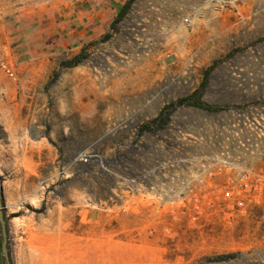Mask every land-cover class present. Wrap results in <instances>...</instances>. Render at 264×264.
Returning a JSON list of instances; mask_svg holds the SVG:
<instances>
[{"label":"rangeland","instance_id":"1","mask_svg":"<svg viewBox=\"0 0 264 264\" xmlns=\"http://www.w3.org/2000/svg\"><path fill=\"white\" fill-rule=\"evenodd\" d=\"M172 2L173 25L154 28L132 19L129 30L123 28L105 43L95 41L88 48L89 58L77 68L62 70L49 88L42 81L50 110L43 118L58 119L59 112L52 115L58 105H71L83 115L69 116V130L61 123L57 138L60 174L52 178L51 169L44 170L39 180L46 193L43 204H25L20 213L8 217V229L11 221L24 220L21 230H9L13 264L64 263L70 258V234L77 237V264H250L264 253V204L244 214L208 213L192 223L177 208L161 205L158 197L138 195L148 208L158 205L162 215L140 235L141 204L129 202L120 208L121 201L114 199L121 191L124 171L120 162L128 147L144 141L160 143L165 136V132L141 135L142 125L155 119L166 104L192 94L215 61L220 63L211 73L204 100L212 105L246 107L219 114L180 108L167 130L182 123L189 112L198 124L206 122L210 131L218 130L219 123L230 128L235 123L239 128L245 115L238 112L249 111L253 120L261 122V131L254 128L259 148L248 162L264 170V143H260L264 142V0L247 5L241 16L217 14L205 7L209 14H193L191 26L183 19L203 9L196 5L188 11L181 0ZM47 4V0H0V87L32 85L19 82V70L31 58V31L47 25L39 10ZM234 49L241 52L230 57ZM59 55L72 57L71 53ZM62 60L54 69L42 70L45 79L53 77ZM3 63L14 71L15 79L5 73ZM37 94L31 92L28 99L35 103ZM256 101L263 103L253 105ZM184 126L191 132L201 128ZM67 132L70 144L62 139ZM91 160L94 168L84 167ZM75 165L80 171L73 174ZM166 171L153 176L158 190L167 186L160 178ZM228 254L237 257L218 260Z\"/></svg>","mask_w":264,"mask_h":264},{"label":"crops","instance_id":"2","mask_svg":"<svg viewBox=\"0 0 264 264\" xmlns=\"http://www.w3.org/2000/svg\"><path fill=\"white\" fill-rule=\"evenodd\" d=\"M127 1L47 0L49 6L48 4L44 7L39 6V10H43V13L40 14L47 18V25H40L31 31L29 35L31 58L25 62V67L19 70L21 73L18 77L19 82H27V84L32 85L25 88L0 87V176L3 182L7 217L20 213L19 211L25 204L31 206L36 203L43 204L46 193L42 191L39 180L44 170L50 168L52 178L60 174L61 152L57 145V138L60 134L61 123L69 130L71 127L68 121L69 116L77 113L83 115L71 105L69 107L58 105L52 114L59 112L58 119L46 120L45 116L43 118V114L46 115L50 110L48 93L41 84L45 80L47 85L51 78L45 79L41 73L42 70L54 69L59 59L64 58L60 61L61 64V62L79 54L82 48L91 42L99 41L110 30V26L117 16L118 8ZM172 1L174 0H169V2L164 0L163 2L161 0H137L128 17L121 24L120 31L123 28L129 30L132 19H134L133 23L139 22L142 23V26L150 23L154 28L156 25H173L176 11ZM181 4L188 11L189 8L198 5L203 9L200 10L202 16L209 14V11L205 9L203 0H181ZM196 13L197 9L190 12L189 17H185L190 18L191 25L192 19H194L192 15ZM146 31L149 32V29ZM61 52L71 53L72 57H62L59 55ZM54 53L58 54L55 58H53ZM31 92L38 93L35 103L28 99ZM26 96L28 97L25 99ZM39 98L41 99L40 103ZM31 111L33 112L31 113ZM37 113H41L42 116L37 117ZM47 133L55 145L50 142ZM69 134L68 132L65 133L62 139L70 144ZM78 171L80 170H77L75 165L73 174ZM53 198L55 204L57 197L54 194ZM139 199H141L140 196L134 197L129 202H132V206L141 204L143 220L138 227L141 230V235L145 228L155 224L162 215L157 212L158 205L153 204V208H148ZM54 208L59 207L53 205ZM15 218L17 217L13 219ZM55 222L59 224L60 219L57 218ZM22 223L24 220L23 222L11 221L9 224L10 233L13 230H15L14 232L21 230ZM37 223V219H35L34 224ZM70 235L68 248L70 258L64 263L58 264H77V257H75L77 254V237ZM5 248L3 235L2 238L0 236V264H8Z\"/></svg>","mask_w":264,"mask_h":264},{"label":"built area","instance_id":"3","mask_svg":"<svg viewBox=\"0 0 264 264\" xmlns=\"http://www.w3.org/2000/svg\"><path fill=\"white\" fill-rule=\"evenodd\" d=\"M256 1L263 0H203L211 11L235 16H241L243 8ZM184 22L191 25L190 18ZM2 68L9 77L16 78L8 64L3 63ZM238 113L247 116L240 119L239 128L235 123L232 128L219 123L215 131L206 128L204 121L198 124L193 112L185 113L182 123L166 130L160 143L130 145L120 162L124 172L121 191L114 198L121 201L118 206L123 208L138 195L155 196L161 205L177 208L192 223H198L208 213L226 210L244 214L262 206L264 170L248 162L257 156L259 143L254 128L261 131V122L253 120L249 111ZM185 124L201 128L191 132ZM164 169L167 171L160 178L167 186H160L159 191L153 176ZM249 263L264 264V253Z\"/></svg>","mask_w":264,"mask_h":264},{"label":"trees","instance_id":"4","mask_svg":"<svg viewBox=\"0 0 264 264\" xmlns=\"http://www.w3.org/2000/svg\"><path fill=\"white\" fill-rule=\"evenodd\" d=\"M136 1L137 0H128L124 5H121L118 8L117 16L115 17L114 21L112 22V24L110 26V30L99 40V42H98L99 44L108 42L109 40H111L114 37V35L119 33V31L121 29V24L128 17V15H129L132 7L136 3ZM95 43H96L95 41L91 42L87 46L83 47L81 52L79 54H77L76 56H74L73 58H71L67 61L61 62L60 68L53 72V77L48 82L47 88H49V86L51 84H53L59 78L62 70L77 68L83 62H85L89 58V55H90L89 51H88L89 46H94ZM239 52H241L240 49L232 50L230 53V57H234ZM219 63H220L219 61H215L211 67L206 69L202 83L192 94L181 97L177 101H173L171 103L166 104L163 107V109L161 110V112L159 113V115L155 119L144 123L142 125V127L140 128V134L142 135L145 133H153L156 135H160V133L165 132L170 126L173 115L180 108H194L197 110L205 111L208 114H219L222 112H227V111L231 110L232 108H236V109H240V110L245 108L246 106H244V105H239L236 107H232L229 105H212V104H209L208 102H206L204 100V95H205L207 88L210 84L211 73L217 67V65ZM262 103L259 101H256V102H253L252 104L253 105H261ZM47 137H48V133H47ZM48 138H49L50 142L55 145V143L50 139V137H48ZM94 163L95 162L93 160H91L87 164H84V167H89V169H92V168H94ZM5 215H7V214H5ZM6 219L8 221L7 216H6ZM7 228H8V223H7ZM0 236H1V238L3 237V230H2L1 223H0ZM8 238H9V229H8ZM7 249H8L9 254H10V246L9 245L7 246ZM236 257H237V254H228V255H224V256L219 257L218 260H228V259L231 260V259L236 258Z\"/></svg>","mask_w":264,"mask_h":264},{"label":"water","instance_id":"5","mask_svg":"<svg viewBox=\"0 0 264 264\" xmlns=\"http://www.w3.org/2000/svg\"><path fill=\"white\" fill-rule=\"evenodd\" d=\"M6 207H5V202H4V196H3V182L2 178L0 176V223L2 226L3 230V235H4V245L6 246V258H7V263L8 264H13L11 257L9 255L7 245H8V228H7V219H6Z\"/></svg>","mask_w":264,"mask_h":264}]
</instances>
